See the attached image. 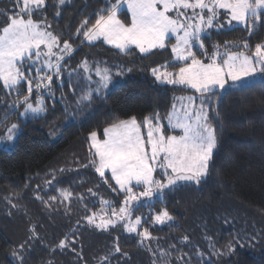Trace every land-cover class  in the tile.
<instances>
[{
  "label": "trees",
  "instance_id": "1",
  "mask_svg": "<svg viewBox=\"0 0 264 264\" xmlns=\"http://www.w3.org/2000/svg\"><path fill=\"white\" fill-rule=\"evenodd\" d=\"M13 1L0 0V28L19 13L22 5ZM109 7L106 0H66L63 6H58V0H46L42 16L33 14V19L51 25L60 42H69L73 49L61 61L59 78L53 75L51 92L43 97L47 112L41 118L18 116L21 101L28 95L26 82L20 94L0 84V129L11 122L20 128L13 148L0 149V264H17L12 252L16 245L25 249L24 244H28L24 264H218L200 254L206 237H216L218 245L227 248L229 243L236 245L245 231L239 214L244 219H264V85L256 84L216 92L207 99L218 145L205 182L199 186L178 183L134 204L131 219L140 218L139 230L147 229L150 239L124 232L121 223L107 231L87 224L93 214L112 213L125 197L108 173L100 177L90 163V132L96 131L103 139L105 128L131 117L143 122L145 117L158 114L164 123L173 98L192 93L154 83L148 69L155 52L140 55L130 50L124 54L100 43L88 45L82 34L77 35L85 19L89 24L81 33L95 22L97 13ZM58 8L60 16H56ZM120 18L127 21L125 13H120ZM202 38L204 49L194 47L193 51L204 62L209 61L217 45L218 51L250 54L257 44H264V17L251 34L239 26ZM245 42L248 49L243 48ZM85 60L90 73L81 67ZM97 66L111 70L113 83L102 98L94 97L90 105H78L84 92L95 88ZM121 68L123 75H115ZM28 71L27 67L26 75ZM32 80L35 86L36 80ZM60 83L66 85L65 98L60 95ZM164 134L177 132L164 128ZM63 192L70 193V198L65 199ZM53 208L65 213L59 222L63 229L57 230L59 225L36 227L41 239L32 241V221H40L42 213ZM162 210H167L173 220L157 225L153 216ZM79 221L83 224L81 235L65 237ZM58 240H65L67 247H57ZM224 264H264V249L257 259L234 251Z\"/></svg>",
  "mask_w": 264,
  "mask_h": 264
},
{
  "label": "snow or ice",
  "instance_id": "2",
  "mask_svg": "<svg viewBox=\"0 0 264 264\" xmlns=\"http://www.w3.org/2000/svg\"><path fill=\"white\" fill-rule=\"evenodd\" d=\"M65 3L66 0H58V6ZM17 5L20 6V0H17ZM45 6L46 0H22L19 13L10 16L0 28V83L5 89L18 94L27 83L28 95L21 101L24 104L21 116L33 119L41 118L47 109L43 99L37 100L35 105L30 102L33 80L25 74L24 66L29 62L36 66L35 89L38 92L43 89L51 92L53 74L59 77L61 61L73 51L67 41L61 46L60 37L48 30L51 25L44 20L33 19V14H39ZM122 7H126L130 14V23L120 18ZM189 10L191 15H188ZM221 10L227 16L225 23L219 22ZM60 15L58 8L56 16ZM262 17L264 0H116L111 7L97 13L95 22L81 33V29L89 24L87 19L82 22L77 35L82 34L88 43L102 39L124 54H130L132 48L141 54L163 50L169 37H175L171 51L174 59L180 62L178 71H168L165 65L162 66L163 71L153 68L152 75L162 84L187 87L205 98L200 100L198 108L191 96L186 98L188 103H182L179 111L173 105L167 120L173 130L179 131L176 135L164 134L158 114L145 117L143 122H138L135 117L119 120L104 129L103 139L96 131L90 132V163L102 178L106 172H110L119 189L126 193V199L119 212L113 209L111 215L115 219L93 214L88 217L89 225L107 231L109 227L115 228L117 222H122L126 232L138 233L141 220L137 217L132 222L131 219V204L138 200L133 191V182L143 185L142 196L151 197L154 190L162 191L178 182H191L199 186L206 181L209 162L218 145L206 99L216 96V89L224 90L229 81L230 87L238 89L264 85V45L257 44L252 55L227 49L221 54L217 45L212 56L208 57V63L197 58L193 48L198 45L204 49L202 33L206 29L214 26L223 28L225 24L231 27L235 22L245 26L251 34L261 24ZM243 48H249L247 42ZM56 49H59V54ZM81 67L85 73L92 71L86 60ZM121 74L119 71L115 73L117 76ZM95 75L98 77L95 88L89 87L77 101L78 105H90L94 97L102 98L113 83V74L107 67L97 66ZM87 79L91 81V75ZM180 99L183 101L185 98ZM18 131V124H12L7 130L6 142L14 141ZM157 167L163 172L166 183L154 178ZM62 195L65 199L71 196L67 192ZM154 219L157 224L163 225L172 221L173 217L164 210ZM138 235L145 240L151 238L147 229ZM183 239L187 241L188 238ZM58 247H67L66 241L61 240ZM212 247L214 249V245ZM227 247L230 252L235 251L231 243ZM115 251L120 252V248L117 246ZM12 257L19 264H24L21 253L14 250Z\"/></svg>",
  "mask_w": 264,
  "mask_h": 264
},
{
  "label": "rangeland",
  "instance_id": "3",
  "mask_svg": "<svg viewBox=\"0 0 264 264\" xmlns=\"http://www.w3.org/2000/svg\"><path fill=\"white\" fill-rule=\"evenodd\" d=\"M106 1L110 5H112L113 3L116 2V0H106ZM13 2L15 4H17L16 0H14ZM20 3L22 5V0H20ZM43 10H44V8L41 9L40 11H43ZM19 11H20V9L18 8L17 12H19ZM197 11H199V10H197ZM120 13H122V14L125 13L126 14V18H127V21L125 23H130V14L127 13L126 7H122ZM191 14H192L191 13V10H189L188 15H191ZM38 16H42L41 15V12L38 14ZM226 20H227V16L223 13V10H221V16H220V21L219 22L220 23H225ZM239 26H243V25H239V24H236L235 22H233V25L231 27L227 26L226 24H225V27H223V28H219V27H215L214 26L211 29H206L205 32L202 33V37L205 36V35H209L212 32H219V31H222V30H229V29H231L233 27H239ZM48 30L52 32V30L50 28ZM97 41L102 42L103 44H105V45L113 48L111 45L104 43L102 39L101 40H97ZM175 42H176L175 41V37H171L170 36L169 37V40L166 41V48L165 49H163V50L157 49V50H154L152 52V53L155 52L154 53L155 54V57L153 58L154 61L152 63V66L148 69V74L153 79L154 83L156 85H158V86H161L163 84L160 83L159 81H157L155 79V77L152 75V69L153 68H161V70L163 71L164 69H163L162 66H165L166 65V66H168L167 67V70L168 71H172V72L178 71V66H179L180 62H177L174 59L173 53L171 51L172 46L175 44ZM62 45H63V43H61V46ZM195 47L197 49L199 48L198 45L195 46ZM113 49H115V48H113ZM115 50L119 51L118 49H115ZM131 50H134L137 53H139V51L137 49H135V48H132ZM225 50L226 49L220 50L219 52L221 54H223L225 52ZM55 51H57V53L59 54V49H56ZM231 51H233V50H231ZM233 52H237V51H233ZM152 53H149V54H152ZM252 53H250L248 55H252ZM139 54L140 55H149V54H141V53H139ZM66 57H69V55H66ZM53 63H55V58H53ZM121 63H123V62H121ZM173 65H176V66L174 67ZM27 67H28V70L29 71L26 72V73L28 75H30V77L32 79L36 80V78H37V74H36V70H35V67L36 66H32L31 65V62H29V64H26L24 66V71L27 70ZM33 71H34V73H33ZM44 71L46 72L47 70L45 69ZM122 71H123V69L121 68L119 70V72L122 73ZM41 74H43V73H41ZM121 75H123V74H121ZM121 75H119V76H121ZM58 78L59 77H57V79ZM0 84L3 86L2 83H0ZM60 84H62V86H59L62 89L61 92H60V95L65 98L66 95H64V92H66V85H64V83H60ZM230 84H231V81H229V84H227L225 86V89L224 90L216 89L215 91L216 92H223V91H225L227 89H234V88L230 87ZM165 85H168L169 86V84H165ZM171 86L183 88V86H178V85H171ZM184 88H187V87H184ZM6 90H8V89H6ZM189 90L192 91L193 89H190L189 88ZM47 91L48 90L43 89V90H41V91L38 92L35 89V86H33V93H32V95L30 97V98H33V99H31L30 102L35 105L36 102H37V100L44 99L43 98L44 95L47 96L49 94V91L48 92ZM193 91L195 92V90H193ZM51 94H54V91ZM189 96H191V97L194 98L195 105H196L197 108L200 105V100L201 99H205L203 97H200L199 94L198 95L197 94L194 95V93H191V94H188V95L179 96V97L185 98V99L182 101L178 97V99L174 100V102L172 104V107H171V111L173 110V105L174 104L176 105V110L179 111L181 109L182 103L183 104H187L188 103V101H187L186 98L189 97ZM209 107H210V102L206 99V108L208 110V114H209ZM23 110H24V104H23L22 108L20 109V111L18 113L19 118L22 119V118L30 117V116H21V113L23 112ZM14 123H16V122H11V123L7 124L5 127H3V128L0 129V149H2V150H11L13 148L14 144L17 141V138H18L19 133H20V128H19V131L17 132L16 139L14 141H12V142H6L7 130ZM160 124L163 127V131H164V128H166V129H168L171 132H177V134H179V131L178 130H173L169 126L167 118L164 120V123H161L160 122ZM142 131H145L146 132V130H144V129ZM169 172H170V170H169ZM106 173H108L111 176V173L110 172H106ZM153 175H154V178L155 179L160 180V181L166 183V179H165V177L163 175V172L161 171V169H159V167H157V170L154 172ZM113 183H114L116 189L120 193H123L125 195V197L122 199L121 203L119 204L118 208L116 209V211L119 212V209L124 206V201L126 199V193L125 192H122L119 189V186L116 184V182L114 180H113ZM132 187H133L134 193L138 196V200L132 202L131 208L134 207V204L135 203H139L140 201H143V200H146V199L147 200H150L149 198H151L154 195H156V193L159 191V190H154L151 197H146V196H142L141 195V193L144 190L143 185H136L135 182H133ZM162 211H160L159 213H161ZM111 214L112 213L105 212V213H102V214L100 213L99 215H104L105 216V219H108V218L115 219V217H112ZM155 216H153V219L155 218ZM62 217H65V213L60 208H58V209H55V208L48 209L47 211L43 212L42 213V219L40 221H37V222L32 221V224H31V227H30L31 235H30L29 238L32 241H34V242L37 241V239H41L39 237V235H37V234H40L39 231H37V233H36V230H35L36 227H39V228H48V227L51 226L52 228H54V226H58L59 225V227H58L57 230H62L63 229V225H60L59 224V222L61 221ZM239 219H240V222L242 224H244L243 227L245 228V231L241 234V237L238 239V242L236 243V245H232V247L235 249V251H240L243 254H245V255H247V256H249L251 258L257 259V258L260 257V255H261V253H262V251L264 249V219L259 218V217H255L253 219H244L241 214H239ZM134 221H135V219H132V222H134ZM154 221H155V219H154ZM119 223L122 224V228H123V223L122 222H117V224H119ZM87 224H88V221H87ZM157 225H161V224H157ZM89 226H92V225H89ZM92 227H94V226H92ZM82 228H83V224H81L80 221L77 222V224H75L72 228H70L68 231L65 232V237L67 235H75V237H77V236L79 237L81 235V232H82L81 229ZM139 228H140V225L138 226V233L144 231V230H139ZM123 230H124V228H123ZM43 232L44 231L41 230V233H43ZM124 232H126V231L124 230ZM126 233H128V232H126ZM138 233H129V234H138ZM46 234L49 235V233H46ZM26 238L27 237H24L23 238V241L24 240L26 241ZM55 239H57V238L55 237ZM217 241H218V239L216 237H213L210 240L209 239L206 240L203 243L202 247L200 248L202 250V251H200V254L202 253V257L204 258V260L212 261V262H215V263H218V264H220V263L224 264V263H226L227 261L230 260V258L232 256V254L234 253V251L230 252L228 247L227 248H221L218 245ZM59 243H60V240L57 241V245H56L57 247H58V244ZM24 245H25V249L24 248H21L20 245L19 246L16 245L15 246V249H14L17 252L24 253V254H22L23 257L25 256V251H26V247H27L28 244L27 245L24 244ZM213 245H214V249L212 247ZM30 251H31V249H29V251H27V252H30ZM16 262H17V264H19V261L16 260Z\"/></svg>",
  "mask_w": 264,
  "mask_h": 264
},
{
  "label": "crops",
  "instance_id": "4",
  "mask_svg": "<svg viewBox=\"0 0 264 264\" xmlns=\"http://www.w3.org/2000/svg\"><path fill=\"white\" fill-rule=\"evenodd\" d=\"M84 42L86 43V44H88V45H95V44H98V43H100V44H103L102 42H99V41H95V42H93V43H88L86 40H84ZM103 45H105V44H103ZM105 46H107V45H105ZM107 47H109V46H107ZM109 48H111V47H109ZM111 49H113V48H111ZM115 50V49H114ZM117 51V50H116ZM118 52H120V51H118ZM209 62V61H208ZM208 62H205V63H208ZM161 86H166V87H174V86H171V85H165V84H163V85H161ZM184 88V87H183ZM184 89H187V90H189V88H184ZM189 91H191V90H189ZM192 93H194V95H198V93H196V92H194L193 90L191 91ZM182 96V95H181ZM178 97H179V95L178 96H175L174 98H173V102H174V100H176V99H178ZM179 98H181V97H179ZM197 98V97H196Z\"/></svg>",
  "mask_w": 264,
  "mask_h": 264
},
{
  "label": "water",
  "instance_id": "5",
  "mask_svg": "<svg viewBox=\"0 0 264 264\" xmlns=\"http://www.w3.org/2000/svg\"><path fill=\"white\" fill-rule=\"evenodd\" d=\"M178 183H191V182H178ZM192 184H194V183H192ZM166 189V188H165Z\"/></svg>",
  "mask_w": 264,
  "mask_h": 264
}]
</instances>
